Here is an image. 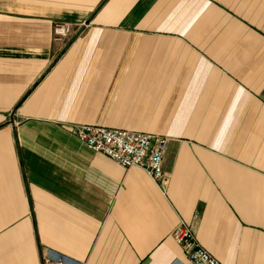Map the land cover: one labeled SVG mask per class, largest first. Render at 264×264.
<instances>
[{"label":"crops","instance_id":"obj_1","mask_svg":"<svg viewBox=\"0 0 264 264\" xmlns=\"http://www.w3.org/2000/svg\"><path fill=\"white\" fill-rule=\"evenodd\" d=\"M79 124L167 136L168 178ZM182 222L264 264V0H0V264H182Z\"/></svg>","mask_w":264,"mask_h":264},{"label":"built area","instance_id":"obj_2","mask_svg":"<svg viewBox=\"0 0 264 264\" xmlns=\"http://www.w3.org/2000/svg\"><path fill=\"white\" fill-rule=\"evenodd\" d=\"M70 23H58L59 34L70 31ZM74 133L93 150L102 152L124 167L141 166L157 182L166 181L163 159L168 146L165 135L140 130L112 128L94 124H79ZM176 240L186 255L182 264H223L194 237L192 227L182 222L175 231ZM45 264H86L85 261L64 253L44 255Z\"/></svg>","mask_w":264,"mask_h":264},{"label":"rangeland","instance_id":"obj_3","mask_svg":"<svg viewBox=\"0 0 264 264\" xmlns=\"http://www.w3.org/2000/svg\"><path fill=\"white\" fill-rule=\"evenodd\" d=\"M71 25V24H70ZM44 258V257H43ZM43 264H45V259L43 260Z\"/></svg>","mask_w":264,"mask_h":264}]
</instances>
